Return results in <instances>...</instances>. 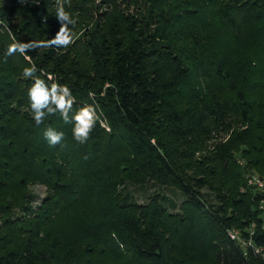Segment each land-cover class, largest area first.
Returning a JSON list of instances; mask_svg holds the SVG:
<instances>
[{
	"label": "trees",
	"instance_id": "16d2710c",
	"mask_svg": "<svg viewBox=\"0 0 264 264\" xmlns=\"http://www.w3.org/2000/svg\"><path fill=\"white\" fill-rule=\"evenodd\" d=\"M60 3L80 33L45 47ZM12 44L27 50L5 56ZM33 66L69 86L74 110L95 108L86 143L58 114L36 125L22 77ZM49 126L61 144H48ZM254 176L264 180V0H0V264H264ZM147 181L185 202L139 206L127 184ZM36 184L47 196L33 206Z\"/></svg>",
	"mask_w": 264,
	"mask_h": 264
},
{
	"label": "clouds",
	"instance_id": "9594fccd",
	"mask_svg": "<svg viewBox=\"0 0 264 264\" xmlns=\"http://www.w3.org/2000/svg\"><path fill=\"white\" fill-rule=\"evenodd\" d=\"M55 17L60 22L61 27L56 35L45 44V47H68L73 42L70 26L74 25L75 22L63 6L57 8ZM26 50V45L12 44L6 50L5 56H11L16 52L23 54ZM35 73L36 68L34 66L26 67L23 69L22 77L31 80V86L27 89V97L31 115L36 125L39 126L49 116L58 114L66 125H71L73 140L80 144L86 143L99 119L95 108L92 105H85L74 110L73 94L67 84L51 82V76L47 80L42 79ZM44 138L50 146H56L64 140V132L49 126L44 130Z\"/></svg>",
	"mask_w": 264,
	"mask_h": 264
},
{
	"label": "rangeland",
	"instance_id": "374dc122",
	"mask_svg": "<svg viewBox=\"0 0 264 264\" xmlns=\"http://www.w3.org/2000/svg\"><path fill=\"white\" fill-rule=\"evenodd\" d=\"M38 4H39V2H36L33 5L35 6ZM60 6H62V3L59 4V7ZM77 28H78V26L75 22L74 25L71 26V29L73 31V36H75L76 34L78 35L80 33ZM209 149L210 148H207V146H204L202 149V152L197 154V158L203 159L204 157L208 156L210 154ZM237 165L244 168L246 166V162L244 160L238 158ZM254 177H258V176H254ZM230 184H232L231 180H230V182L227 183V185H230ZM127 186H128L127 188L129 190V192L131 193L135 202L139 206H146L147 204L150 203L151 199L154 196H158V195L165 196L168 201H170L171 203H173L177 206V209H179L181 207V205L186 200V196H184L175 187L163 186V185H160V184L153 182V181H147L146 183H143V184L142 183H139V184L128 183ZM225 189L228 190L229 188L225 187ZM29 191L32 192V195L35 198L33 206L40 204L42 199L47 196L46 188L40 184L30 186ZM202 193L207 196V198L209 199L211 204H215V198H214L213 193L211 191L204 189V190H202ZM263 208H264V206H263ZM263 211H264V209H263ZM15 213L18 214L19 211H16ZM263 219H264V214H263ZM64 225L66 227H68L71 224L70 223H64Z\"/></svg>",
	"mask_w": 264,
	"mask_h": 264
},
{
	"label": "built area",
	"instance_id": "2783aa9c",
	"mask_svg": "<svg viewBox=\"0 0 264 264\" xmlns=\"http://www.w3.org/2000/svg\"><path fill=\"white\" fill-rule=\"evenodd\" d=\"M249 183H250V185L256 186V187H258L259 189H261V190L264 191V180H263V179H261V178H259V177H251L250 180H249ZM262 208H263V207H262ZM263 209H264V208H263ZM230 237H231L232 240L240 241V238H239V234H238V232H235V231L231 232V233H230ZM245 244H247V243H245ZM247 245L250 246L251 243L249 242ZM257 251H258V250H257ZM258 252H259V251H258Z\"/></svg>",
	"mask_w": 264,
	"mask_h": 264
}]
</instances>
